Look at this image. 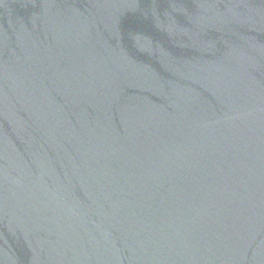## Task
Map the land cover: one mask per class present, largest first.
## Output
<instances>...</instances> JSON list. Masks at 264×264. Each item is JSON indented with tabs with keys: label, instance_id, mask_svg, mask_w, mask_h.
<instances>
[{
	"label": "water",
	"instance_id": "water-1",
	"mask_svg": "<svg viewBox=\"0 0 264 264\" xmlns=\"http://www.w3.org/2000/svg\"><path fill=\"white\" fill-rule=\"evenodd\" d=\"M0 264H264V0H0Z\"/></svg>",
	"mask_w": 264,
	"mask_h": 264
}]
</instances>
